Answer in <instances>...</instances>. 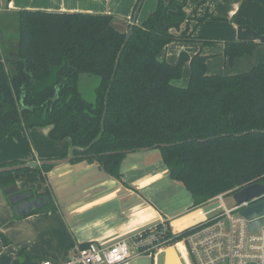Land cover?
<instances>
[{"label":"trees","instance_id":"1","mask_svg":"<svg viewBox=\"0 0 264 264\" xmlns=\"http://www.w3.org/2000/svg\"><path fill=\"white\" fill-rule=\"evenodd\" d=\"M248 1L264 6V0ZM185 7L186 0H157L142 24L129 25L132 34L123 50L125 33L113 26L111 15L18 11L15 39L7 36L1 44L0 140L16 129L45 127L51 141L68 139L72 147L84 149L100 135L87 151H74L69 163L96 164L119 181L128 151L154 147L170 179L191 195L192 207L231 196L248 184H264V64L222 76L207 74L206 57L200 53L181 52L175 64L161 59L174 41L214 43L193 37L187 28L177 33L188 21ZM237 23L262 39L225 41L223 54L229 62L264 45V24L248 19ZM186 63L188 80L181 84ZM81 74L99 79L93 103L79 91ZM18 164L0 162V168ZM51 168L2 172L0 188L15 185L20 175ZM17 194L25 201L44 198L47 203L17 214L7 196L15 219L55 207L48 191L24 188ZM0 238L4 246L10 244L4 235ZM17 256V264L44 260L24 248Z\"/></svg>","mask_w":264,"mask_h":264},{"label":"crops","instance_id":"2","mask_svg":"<svg viewBox=\"0 0 264 264\" xmlns=\"http://www.w3.org/2000/svg\"><path fill=\"white\" fill-rule=\"evenodd\" d=\"M137 2L138 0H0V33L8 28H17V12L20 10L108 14L113 17V26L121 31V25H130ZM202 4L199 8H206L207 11L214 13L219 18H225L228 13L236 17L244 5L258 12L263 6L248 0H202ZM242 16L249 17L250 15ZM121 20L126 23H122ZM114 22L118 25L115 26ZM188 24L187 21L181 29L184 30L186 27L188 29ZM258 37L260 39V35ZM253 40L258 41V39ZM2 42L0 37V62L4 61ZM166 49L162 52L161 59L165 60ZM257 61L256 58L254 63ZM209 73L207 72L208 75H214ZM187 80L188 77H182L181 84H185ZM17 130L20 129L14 130L6 138L0 140V162L2 163L57 161L65 158L72 147L71 142L64 139L56 154L40 155L34 145L31 151H27L25 145H19L17 142V135H19ZM45 130L48 131V128ZM126 164L128 167L122 171L121 181L108 176L96 164L85 161L75 164H58L52 166L48 172L42 170L31 172L30 180L39 182L44 188L42 192L48 191L53 197L55 207L50 211L33 214L22 219L14 218L8 198L0 188V234L10 241L6 247L0 238V250L11 249L12 251L5 258L0 259V264L19 263L17 250L20 248H24L36 258L56 259L58 250H67L73 243L87 242L83 236H87L89 239L94 234H101L94 232L96 230L93 228L113 221L118 215L125 214V217L129 218L131 215L142 214L145 207L151 206L155 202L161 203L163 208H168L167 196L172 193L180 195V191H185L180 184L170 179L168 171L161 161L160 153L158 158L147 162L146 165L140 166L139 162ZM25 175H20L17 179L16 184L19 189L26 187V185L20 187L22 182L27 181ZM30 180L29 182H32ZM192 204L191 198V204L190 202L184 204L181 202L177 207L167 210L164 214L160 211H152L156 214L155 219L158 223L168 220L174 230L180 232L191 228L202 219L201 207H192ZM122 229L126 230L125 234L132 232L129 228L124 229L123 227ZM79 240L82 241L78 242Z\"/></svg>","mask_w":264,"mask_h":264},{"label":"rangeland","instance_id":"3","mask_svg":"<svg viewBox=\"0 0 264 264\" xmlns=\"http://www.w3.org/2000/svg\"><path fill=\"white\" fill-rule=\"evenodd\" d=\"M157 0H143L142 6L140 8L138 18L136 19V25H140L147 19V17L156 9ZM200 4V5H199ZM202 0H186L185 14L188 24L189 33L192 34L193 37L198 38L200 40H210L214 43L211 45H202L199 42H182V41H174L172 42L165 51V61L168 63H176L178 57L181 52L187 53L189 56L200 53V55L206 57V71L209 74L214 75H231L236 73L247 72L251 70L257 63L261 62L264 64V45H259L257 49L250 53L246 54L241 58L234 59L232 62L224 57L223 49L224 42L228 40L234 41H242L243 39H258L260 42L262 37L254 32L252 29L246 26L239 25L237 20H245L248 19L253 24L260 25L264 24V7H260V12L253 11V9L244 5L239 11L237 16H233L232 14H226L225 18H219L214 13L207 11L206 8L201 7ZM249 14V17H243L242 15ZM235 15V14H234ZM122 23L124 20H121ZM115 26L118 25L114 22ZM182 28V27H181ZM187 28V27H186ZM185 28V29H186ZM120 31L118 28H116ZM121 31L126 33L129 29V26L121 25ZM182 31V29H180ZM17 35V28H8L5 31L0 33V37L5 43L6 39L12 38L15 39ZM8 36V37H7ZM193 53V54H192ZM258 59L256 63H254L255 59ZM188 64L183 68V77H188ZM247 67V68H246ZM99 79L94 75L81 74L78 79V88L81 92L83 98L90 103L94 102V89L98 85ZM45 127H35L28 130H17V142L20 145H25L27 151H31L32 146L36 148L37 152L40 155H46L54 153L56 154L61 146V141H51L48 137V131L45 130ZM159 157V151L157 149H151L149 151H133L126 155L122 163V171L127 169V164H131L132 162H139L142 166L146 165L147 162L154 160ZM50 161V160H44ZM23 164V163H22ZM19 165V164H18ZM31 172L26 173L25 177L27 181L22 182L23 185L32 190L34 193L42 192L44 190L43 186L40 185L39 182L36 183L34 180H30L32 176ZM24 177V176H23ZM24 177V178H25ZM32 181V182H29ZM24 189V188H23ZM181 194L178 195L176 193L169 194L167 196L166 201L169 204L168 208H163L161 203H153L151 206L145 207V210L142 211V214L131 215V217L126 218L125 214L118 215L114 218L113 221H110L106 224L99 225L93 230L94 232H100L101 234H94L89 239L87 236H83V239L87 242L95 243L98 245H109L116 241L119 238L126 237L128 235H132L135 232L144 229L146 227L155 225L158 221L155 219L156 214L153 213L152 210H156L157 212L165 213L167 210H171L174 207H177L181 202L191 204V197L187 191H180ZM52 197V196H51ZM185 200H184V198ZM53 198V197H52ZM222 201L227 208H230L235 203L232 195L231 196H223ZM220 204L219 200H214L211 203L206 204L200 208L201 211L206 212L212 209H215ZM198 211V210H197ZM195 212V211H194ZM213 215L211 213L209 216ZM208 216V217H209ZM141 223V224H140ZM124 224L122 227L121 225ZM120 226V227H119ZM129 228L132 232L129 234H125L126 230ZM175 231H177L175 229ZM182 232V231H180ZM82 240H79L80 242ZM180 246V244L178 245ZM8 247V245L6 246ZM69 248V247H68ZM11 251V249L0 250V259L5 258ZM67 250H58L56 252V259L49 260L54 264H63L67 259ZM163 257H159L157 264H162ZM155 262L151 258H141L134 262V264H154ZM166 264H179L176 253L174 249H169L166 252Z\"/></svg>","mask_w":264,"mask_h":264},{"label":"built area","instance_id":"4","mask_svg":"<svg viewBox=\"0 0 264 264\" xmlns=\"http://www.w3.org/2000/svg\"><path fill=\"white\" fill-rule=\"evenodd\" d=\"M223 196L205 203L220 201L215 209L200 210L201 221L187 229L179 241L174 242V239L180 232L165 220L106 246L91 242L73 243L67 249L63 264H134L146 257L154 264L163 257L162 264H166L168 249H174L179 264H264V222L256 231L249 230L250 222L264 219V214L252 220L239 214L242 208L264 197L234 203L227 208ZM211 213L213 215L209 216ZM37 264L54 263L41 260Z\"/></svg>","mask_w":264,"mask_h":264},{"label":"water","instance_id":"5","mask_svg":"<svg viewBox=\"0 0 264 264\" xmlns=\"http://www.w3.org/2000/svg\"><path fill=\"white\" fill-rule=\"evenodd\" d=\"M142 1L143 0H141V2L138 4V6H137V8L133 14V17H132L131 23H130L131 25H133L136 22L137 16L139 14V11H140V8L142 5ZM131 34H132V28L130 27L128 29V31L125 33L124 44L122 45L121 50H123L125 44L127 43L129 37L131 36ZM117 62H118V60H117ZM106 103H107V96L105 98L104 115L106 112ZM103 122H104V118H102L101 127H103ZM99 137H100V135L88 147H86L84 149H80V148H77L74 146L71 147L68 151L67 156L61 160H57V161H44V160L32 161V162H28V163L19 164V165L8 166V167L0 168V173L6 172V171H18V170H22V169H34L36 167L43 166V165L55 166L58 164L69 163L71 160H73L75 158V156L73 155L74 151H80V152L87 151L91 147V145L99 139ZM151 149H154V147L153 148H151V147L143 148V149H139L137 151H149ZM131 152H133V151H128L127 154L131 153ZM18 191H19V188H18L17 184L3 189L4 195L10 196V201L15 204L14 211L17 214H28L32 210L39 209L47 203V202H45L44 198H38V199L25 201V197H22L21 194H17ZM257 197H264V184L258 183V182L248 184V185L240 188L239 190L235 191L234 193H232V198L236 204H241L243 202L252 200V199L257 198ZM239 214L247 220H252L254 218H257V217L263 215L264 214V198L263 199L261 198L256 203H253L247 207L242 208L239 211ZM263 222H264V219H259V220H255V221L250 222L249 230L250 231H256V229Z\"/></svg>","mask_w":264,"mask_h":264},{"label":"bare ground","instance_id":"6","mask_svg":"<svg viewBox=\"0 0 264 264\" xmlns=\"http://www.w3.org/2000/svg\"><path fill=\"white\" fill-rule=\"evenodd\" d=\"M169 250V249H168Z\"/></svg>","mask_w":264,"mask_h":264}]
</instances>
